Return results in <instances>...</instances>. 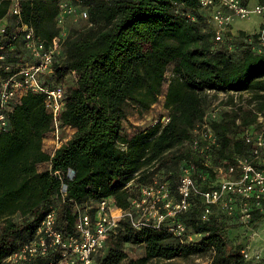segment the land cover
I'll list each match as a JSON object with an SVG mask.
<instances>
[{
  "label": "trees",
  "instance_id": "16d2710c",
  "mask_svg": "<svg viewBox=\"0 0 264 264\" xmlns=\"http://www.w3.org/2000/svg\"><path fill=\"white\" fill-rule=\"evenodd\" d=\"M16 1L20 10L8 19L7 43L25 24L47 44L62 32V4L75 12L81 7L87 17L85 25L67 31L52 66L57 82L75 76L65 87L59 116L60 127L74 130L70 137L52 153L43 149L53 123L41 94L27 93L7 112V129L0 132V264H13L5 258L33 240L52 208L55 227L65 238L74 232L76 205L111 197L126 209L139 188L153 181L175 192L182 167L190 164L204 189L214 179L215 164L247 155L245 130L264 125V52L257 50L256 32H233L231 26L216 40L209 11L197 0H0V25ZM12 46L8 62L28 60L21 37ZM161 95L165 122L159 118L132 136L123 131L130 107L143 114ZM214 108L217 143L205 165L190 140L192 129ZM202 206L194 196L187 211L159 229H136L128 218L121 219L93 263L175 264V258L209 254L210 264H264L263 248L259 258L245 259L246 241L231 239L233 230L243 227L236 218L214 207L203 220ZM263 218L255 213L250 223ZM172 220L197 240L185 242L169 233L165 225ZM127 246H142L144 255L128 257ZM59 257L58 249L50 250L24 264H50Z\"/></svg>",
  "mask_w": 264,
  "mask_h": 264
},
{
  "label": "built area",
  "instance_id": "2783aa9c",
  "mask_svg": "<svg viewBox=\"0 0 264 264\" xmlns=\"http://www.w3.org/2000/svg\"><path fill=\"white\" fill-rule=\"evenodd\" d=\"M197 1L202 9L209 11V21L218 41L230 31L234 19L248 20L254 15L260 16L256 46L258 52H264V0L250 5L240 0ZM62 9L67 13L74 12L72 7L62 4L58 22L61 21ZM19 10L16 1L0 25V132L7 129L6 115L13 105L20 103L27 93H36L44 96V106L53 123L50 135L58 138L61 129L69 128L60 127L59 123L66 103V90L65 85L53 76L52 66L62 52L66 33L60 32L46 44L36 37L32 27L23 24L7 43L3 35L8 19L18 14ZM79 15L84 19L87 17L84 10ZM20 37L29 58L12 64L7 58L13 49V41ZM258 115V121L262 122V117ZM216 117L217 108L211 109L203 121L192 129L190 147L202 156L205 165L210 159L208 151L217 143L212 124ZM243 141L249 147L247 155L236 156L231 161L223 160L212 167L214 179L207 182L206 188L201 189L196 184L193 164L183 166L175 192L167 183L153 181L139 188L126 209L118 207L111 197L91 201L84 207L76 205L74 232L65 238L55 227V209L52 208L42 219L33 240L24 243L5 260L24 264L58 249L59 259L50 264H94L93 255L104 248L107 236L117 228L121 219L128 218L136 229L142 226L159 229L166 220L187 211L194 196L202 200L201 219H208L213 208L217 207L227 216L236 218L243 227L252 228L250 221L254 214H264V125L246 129ZM54 174L60 177L58 172ZM199 177L204 179V175ZM64 190L65 186L62 187L63 193ZM165 229L185 242L191 241L186 226L180 221L168 222ZM241 253L245 259L260 257V251L252 250L249 245Z\"/></svg>",
  "mask_w": 264,
  "mask_h": 264
},
{
  "label": "rangeland",
  "instance_id": "374dc122",
  "mask_svg": "<svg viewBox=\"0 0 264 264\" xmlns=\"http://www.w3.org/2000/svg\"><path fill=\"white\" fill-rule=\"evenodd\" d=\"M76 7V6H75ZM77 12L67 13V10L62 9V17L59 25L64 33H67L68 30L75 29L78 27H82L85 25V19L80 17L78 11L83 10L81 7L77 6ZM259 17L258 15L252 16L250 19H237L234 22V26H242V27H251L253 26ZM172 76V66H168L165 73V84L164 90L166 89L167 82ZM74 74L70 73L66 76V80L62 81V83L66 86L71 85L72 81H74ZM223 96V95H221ZM220 96V97H221ZM161 119V121L165 122L167 120V110L164 108V95L159 97V101L151 106V108L140 114L135 108L130 107L127 111V118L123 120L122 127L123 131H125L129 136L134 135L140 130L147 129L150 125H152L157 119ZM73 129H61L58 133V138L55 135H48V137L43 141V149L50 153L53 152L54 149L59 147L62 143H64L70 135L73 133ZM219 164V163H218ZM217 164V165H218ZM216 164L213 166L215 167ZM42 167V166H41ZM253 233V235H252ZM191 236V241L197 240V236L187 233ZM253 236V237H252ZM231 239L234 242L246 241V245H249L251 249L254 251H259L261 248L264 249V218L257 221L252 228L245 227H237L233 230V233L230 234ZM128 257L130 258H138L144 255L143 247L138 246L135 248H130L127 246L125 248ZM175 264H210V255H202V256H189L187 258H175L173 260Z\"/></svg>",
  "mask_w": 264,
  "mask_h": 264
},
{
  "label": "crops",
  "instance_id": "0c3cea01",
  "mask_svg": "<svg viewBox=\"0 0 264 264\" xmlns=\"http://www.w3.org/2000/svg\"><path fill=\"white\" fill-rule=\"evenodd\" d=\"M252 2H254L255 3V0H252ZM253 4V3H252ZM258 18V20H257V22L253 25V26H251V27H242V26H238V27H235L233 24H234V22H236V20L237 19H234L233 20V22H232V31L233 32H237L238 30H242V31H245L246 33H254V32H257L258 31V29H259V26H260V22H261V17L259 16V17H257ZM68 75V74H67ZM67 75H65L64 77H63V79H62V81H65L66 80V76ZM64 83V82H63ZM72 83H73V81H72ZM71 83V84H72ZM67 87V86H66ZM47 138V137H46ZM46 138H44V140L46 139ZM43 140V141H44Z\"/></svg>",
  "mask_w": 264,
  "mask_h": 264
}]
</instances>
